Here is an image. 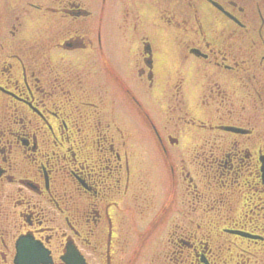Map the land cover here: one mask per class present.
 I'll return each mask as SVG.
<instances>
[{
	"label": "flooded vegetation",
	"instance_id": "1",
	"mask_svg": "<svg viewBox=\"0 0 264 264\" xmlns=\"http://www.w3.org/2000/svg\"><path fill=\"white\" fill-rule=\"evenodd\" d=\"M0 264H264V0H0Z\"/></svg>",
	"mask_w": 264,
	"mask_h": 264
}]
</instances>
